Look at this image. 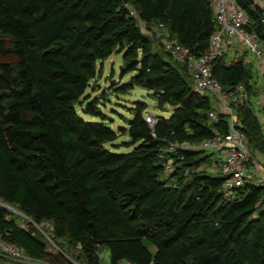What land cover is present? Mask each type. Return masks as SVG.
<instances>
[{
    "label": "trees",
    "instance_id": "1",
    "mask_svg": "<svg viewBox=\"0 0 264 264\" xmlns=\"http://www.w3.org/2000/svg\"><path fill=\"white\" fill-rule=\"evenodd\" d=\"M213 0H0V238L34 258L55 264H264L263 185L245 182L221 191L224 177L197 170L202 150L169 151L173 142H200L225 120L208 117L211 99L193 89L183 63L173 61L144 34L140 20L162 23L169 36L199 55L216 29ZM245 28L264 40V8L235 0ZM124 73L136 72L117 90L151 91L158 109L149 125L136 102L127 132L132 149L104 146L116 132L104 121H84L75 104L113 51ZM213 75L224 88L242 83L256 92L251 62L216 58ZM254 81V80H253ZM237 127L264 160V134L249 104L237 105ZM86 112L103 116L95 104ZM182 157V158H180ZM173 171L162 175V162ZM264 167V163H263ZM26 217V218H25ZM40 224L48 240L30 222ZM55 246L56 249L51 248ZM45 261V262H46Z\"/></svg>",
    "mask_w": 264,
    "mask_h": 264
},
{
    "label": "built area",
    "instance_id": "2",
    "mask_svg": "<svg viewBox=\"0 0 264 264\" xmlns=\"http://www.w3.org/2000/svg\"><path fill=\"white\" fill-rule=\"evenodd\" d=\"M254 3L256 4V2ZM124 5L129 10V14L136 18L138 25L144 27V34L155 36L173 61L185 65L191 76L193 89L200 95H206L211 99L213 108L208 111V117L216 121L218 114H221L225 120L226 131L215 127L212 134L200 142H173L168 150L172 152H179V150L212 152L215 155L214 161L218 172L224 177L221 191L227 197L231 195L233 188L239 187L247 181L254 185L264 186V167L256 161V155L248 145L245 133L237 127L238 119L234 108L241 104L250 105L251 91L242 83L224 88L212 72V63L216 58L226 57L227 59L232 55L231 59H227V61L244 57L245 62H248L244 56L247 50L254 55L259 67L258 74L264 81V40L259 39L253 31H248L245 28L248 19L242 8L235 0L212 1L213 16L217 27L210 37L206 51L197 55L176 38L169 36L162 23L148 24L139 19L137 12L130 4L125 3ZM260 23L264 29V13L260 17ZM233 41L239 43L235 48H233ZM250 85H252V80ZM257 103L264 106V91L259 95ZM252 111L261 127L264 128V114L260 115L254 112L253 108ZM144 119L151 126L155 122V118L147 113L144 114ZM161 166L163 176H167L174 169L172 159L163 161ZM197 170L205 169L200 165ZM206 170H209V167ZM262 200H264V194L256 204L259 205ZM31 223L50 240L49 234L43 230V227H50L49 222ZM0 264H45V261L31 257L23 247L16 243L0 238ZM108 264L130 263L118 260Z\"/></svg>",
    "mask_w": 264,
    "mask_h": 264
},
{
    "label": "rangeland",
    "instance_id": "3",
    "mask_svg": "<svg viewBox=\"0 0 264 264\" xmlns=\"http://www.w3.org/2000/svg\"><path fill=\"white\" fill-rule=\"evenodd\" d=\"M256 4L264 8V0H253ZM141 31L144 33V27L139 26ZM146 34V33H145ZM147 36L152 40V48L157 50L158 45H161L159 41L156 40L155 36ZM233 48L238 46V42L233 41ZM246 60L251 62V67L256 75L252 79V84L254 83V88H256L255 93L250 95V105L254 112L263 115L264 106L257 103L259 95L264 91V81L258 74V64L255 61V57L249 51L246 50L244 54ZM232 55L228 56L227 59L230 60ZM14 60V54L12 52H6L0 54V62L12 61ZM124 60L122 54L118 50L113 51L111 55L97 62V74L90 81L89 86L86 88L84 94L79 98V101L75 104V109L77 115L84 121H104L116 132V139L113 142H106L104 144L105 148L113 153H127L132 149V145L127 144L130 141V136L127 132L128 121L133 118V108L136 102H144L147 106L145 112L151 116L162 115L168 117L172 112V107L169 105L165 106V109H158L156 106V101L151 91L135 86L126 92L118 91L117 88L125 83L132 75L136 72L124 73L122 66ZM254 80V81H253ZM90 102L95 104V108L103 116L94 115L86 112V105ZM264 134V128H262ZM168 149V148H167ZM207 155V160L201 164V166L206 170L208 167L211 170V162L215 160V156L211 152L204 151ZM256 161L263 167V157L256 154ZM248 166H250L248 164ZM210 174L215 175L218 171H209ZM11 206V205H10ZM13 207V206H11ZM15 208V207H14ZM16 209V208H15ZM10 211V210H9ZM12 212V211H11ZM14 213V212H13ZM26 218V217H25ZM52 250L56 249L55 246H51ZM99 256L101 259V264H108V252L105 249L100 250ZM46 261V260H45ZM45 264H55L45 262Z\"/></svg>",
    "mask_w": 264,
    "mask_h": 264
},
{
    "label": "water",
    "instance_id": "4",
    "mask_svg": "<svg viewBox=\"0 0 264 264\" xmlns=\"http://www.w3.org/2000/svg\"><path fill=\"white\" fill-rule=\"evenodd\" d=\"M3 206H4L6 209H8V210H10V211H12V212H14V213H16V214H18V215L24 217L23 213H22L21 211L15 209L14 207H11L10 205H6V204H3Z\"/></svg>",
    "mask_w": 264,
    "mask_h": 264
},
{
    "label": "crops",
    "instance_id": "5",
    "mask_svg": "<svg viewBox=\"0 0 264 264\" xmlns=\"http://www.w3.org/2000/svg\"><path fill=\"white\" fill-rule=\"evenodd\" d=\"M248 62H250V61H248ZM211 154H212V152H211ZM212 155H214V154H212ZM209 171H218V168L216 167V164H215L214 160L211 162V170L209 169ZM216 173H218V172H216Z\"/></svg>",
    "mask_w": 264,
    "mask_h": 264
}]
</instances>
